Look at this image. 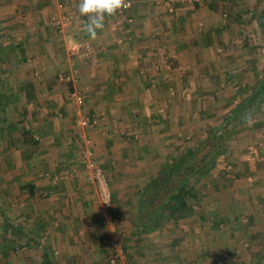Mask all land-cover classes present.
<instances>
[{
  "label": "crops",
  "instance_id": "0c3cea01",
  "mask_svg": "<svg viewBox=\"0 0 264 264\" xmlns=\"http://www.w3.org/2000/svg\"><path fill=\"white\" fill-rule=\"evenodd\" d=\"M131 2L132 7L126 9L128 13L112 17L111 24L116 23L117 28L98 30L96 39L86 36L93 44L89 46L85 41L90 48L82 47L80 54H74L70 50L71 53L60 51L56 44L57 32L50 10L54 0H0L1 112V104L6 103L0 117V148L3 151L0 153V184L3 189L0 190L6 200V207H0V214L6 216H3L5 221L0 227L3 230L15 226L21 234H27L28 230L33 233H41L43 229L51 230L49 233L57 230L60 235L56 238L52 234L49 241H43V238L29 232L32 238L18 240L24 247L18 253L7 248L9 244L17 245L18 241L0 242V264H43V246H48L51 251L53 264H59L62 249L67 263L77 260L89 264L92 257L99 261L98 247L102 249L104 246L107 250L109 241L104 239L103 231L109 229L113 234V226L120 228L113 215L127 211L124 205L118 208L119 196L126 204L127 199L136 198L138 187L134 184L140 180L144 182L158 169H154L152 158L148 169L142 168L145 165L143 161H146L145 153L137 155L136 163H133L139 165L137 169L131 167L130 160H125V163L113 158L110 154L115 147L113 141H116L109 133L111 125L103 126L102 122L98 128L90 125L85 134L91 139L95 152L100 150L97 151L102 157L100 164L110 174L111 204L104 209L97 186L87 179L81 147L83 137L78 133L75 104L70 97L73 88L82 90L86 100L83 112L91 118H122L127 112L128 117L133 113L137 118L138 104L146 102L150 108L156 105L159 97L154 98L151 89L154 91L157 81L164 78L169 81V77H164L165 73L169 76L171 69L177 70V76L186 81L190 69L199 68L197 62L201 61L212 42L205 40L203 45L196 46L187 41V45L183 43L184 35H187L183 33L185 25L178 22L177 26L169 25L172 27L170 31L164 25L160 29L154 18H161V15L153 14L146 7L148 0ZM194 2L198 7L203 5L210 14L209 0ZM82 17L85 22L87 17ZM110 18L105 17L104 27L109 28ZM210 32L211 29L207 28L200 34L206 37ZM93 45L96 51H93ZM85 51L90 54L96 52L92 55L93 61L84 58ZM229 66L227 68L232 67ZM73 73L78 76L76 83H67L60 78ZM187 80L194 81V78ZM137 81L144 82L145 86L140 89ZM135 94L140 97L138 101ZM131 97L133 101L130 102ZM129 104L133 107L130 108L132 105ZM23 119L38 142L36 146L20 140L23 137L19 135L25 131L19 124ZM162 129L155 133L160 134ZM122 139L126 146L128 142ZM116 183L132 184V188H124L135 190V194L119 189ZM15 205L16 208L11 207ZM115 209L118 210L113 213ZM13 213L17 217L15 225L7 222V219L13 222ZM167 227L153 237H147V240L160 246L169 236L166 235ZM35 245L41 247L38 255L24 252L28 246ZM69 250L75 257L69 256Z\"/></svg>",
  "mask_w": 264,
  "mask_h": 264
},
{
  "label": "rangeland",
  "instance_id": "374dc122",
  "mask_svg": "<svg viewBox=\"0 0 264 264\" xmlns=\"http://www.w3.org/2000/svg\"><path fill=\"white\" fill-rule=\"evenodd\" d=\"M131 1L126 0L129 4L127 8L132 7ZM194 1L148 0L147 2L146 7L150 8L153 14H160L163 18L162 20L157 16L156 19L154 18L159 28L164 25L171 30L172 27L169 25L177 26L179 22L185 25L183 33H187L184 35L183 43L191 41L190 45L193 42L196 46L203 45L205 40L207 43H212L201 61L197 62L199 68L190 69L187 75L188 79L194 78V81H189L187 78L186 81H182L176 74L177 70L172 69L169 76L164 74V77H169V81L165 78L163 81H157L154 91L153 88L151 89L154 98L159 97L153 108H150L146 102L141 103L142 105L138 104L137 118H134L133 113L128 117V112L124 117L121 116L122 118L114 116L108 120L101 118L99 120L96 116V123H92L96 128L99 127L100 122L103 126L111 125L109 133L116 143L113 141L112 145L115 147L110 148L112 149L110 155L119 161L127 163L125 160H130L129 163L133 164L136 163L137 155L145 153L146 161H143L145 164L142 166L143 169H148L152 159L155 161V170L162 164L170 162L174 156L199 143L213 124L221 122L225 113L230 112L247 96V92L251 91L250 84L258 75H262L264 37L258 25V12L256 13L262 0H231V2L209 0L211 5L208 11L211 15L204 10L203 5L198 7ZM228 1L230 8L226 10ZM78 4L79 0H54V4L51 5L52 16L65 19L61 32L55 28L57 32L55 41L60 51L69 52L71 42L76 36L84 42H89V46L93 44L87 40L88 35L81 31L84 21L78 11ZM127 8L113 16L128 13ZM113 16L107 24L109 28L104 27L108 31L118 27L116 23L111 24ZM207 28H210L211 32L204 37L200 32ZM82 47L87 50L90 48L86 43ZM212 49L214 51H211ZM93 51H96L95 47ZM85 53L84 58L93 61L92 55L94 56L96 52L90 54L85 51ZM137 83L140 89L145 86L142 81ZM151 91L148 90L153 98ZM134 96L137 97V101L140 99L139 95ZM133 97L130 102L133 101ZM129 105H132L130 108L133 107V104ZM159 109L163 111L160 112ZM95 127L92 128L93 131ZM159 128L163 129L157 135L155 132ZM122 138L128 142L126 146L123 145ZM91 147L95 152L94 145ZM97 151L98 149L95 152L96 159L101 162L102 157L98 155L100 150ZM2 152L0 148V153ZM219 160L211 175L202 178L196 184L201 202L194 205L195 213L187 215L177 223L169 221L166 231V235L169 236L165 244L162 240L161 244L157 242L160 246L152 244V240H147V237L136 238L132 234L133 225L138 217L136 210L142 180L134 184L137 185L136 188L138 187L136 198L127 199L126 204L122 196L121 199L119 196L118 208L124 205L127 211L116 212L113 215L115 223L120 228L113 226L115 230L112 231L113 234L109 229L103 231L105 235L103 237L108 240L119 237L123 241L127 255L124 264H264V109L261 114L252 117L246 125L240 126L238 133L229 143L226 158L222 156ZM160 162L161 165H157ZM138 166L131 165L134 169ZM106 174L110 179V174L108 172ZM127 174L130 175L128 171ZM116 185L125 192L135 194V190L124 188L126 186L132 188V184L116 183ZM0 189H3L1 184ZM1 193L0 190V207L5 208L6 200ZM109 206L103 207L106 209ZM11 207L16 208V205ZM15 216L14 213L11 216L14 225L17 222ZM3 220L4 217L0 214V224ZM10 227L11 229H1L0 242L9 244V240L17 242L23 237L30 238L32 234L39 239L43 238V241H49L52 234L56 238L60 237L57 230H52L51 233L48 229H43L41 233L28 230L27 234H21L15 226ZM91 247L94 250L100 249L97 252L99 261L96 257H92L93 263L90 261L89 264H109L106 259L109 253L108 244L107 250L104 246L102 249L100 246L98 248L89 246L90 249ZM7 248L10 252L18 253L24 247L18 241L17 245L9 244ZM24 252L38 255L41 247L28 246ZM71 252L72 250H69V256L75 257L71 256L73 254ZM59 253L61 256L58 258L59 264L80 263L77 260L64 262L63 249Z\"/></svg>",
  "mask_w": 264,
  "mask_h": 264
},
{
  "label": "trees",
  "instance_id": "16d2710c",
  "mask_svg": "<svg viewBox=\"0 0 264 264\" xmlns=\"http://www.w3.org/2000/svg\"><path fill=\"white\" fill-rule=\"evenodd\" d=\"M261 2L260 8H256V13L258 12V25L264 37V0ZM226 8H230L229 1ZM250 87L251 91L247 92V96L230 112L225 113L221 122L213 124L199 143L174 156L170 162L162 164L156 172L145 178L140 186L138 217L132 230L136 238L151 235L153 237L162 231L169 221L177 223L187 215L195 213L194 205L201 202L196 189L197 182L211 175L222 156L226 158L229 143L238 133L240 126L249 122H245L244 116L248 114L251 119L261 114L264 109V67L262 75H258ZM1 107L4 112L6 103L3 102ZM3 112L0 110V117ZM26 122L25 119L19 121L25 130L19 135L23 137L20 140L36 146L38 142L33 138ZM7 222L13 223L9 219ZM50 254L49 248L43 246V264H53Z\"/></svg>",
  "mask_w": 264,
  "mask_h": 264
},
{
  "label": "built area",
  "instance_id": "2783aa9c",
  "mask_svg": "<svg viewBox=\"0 0 264 264\" xmlns=\"http://www.w3.org/2000/svg\"><path fill=\"white\" fill-rule=\"evenodd\" d=\"M64 20L65 19L53 18L52 22L56 29L62 31V28L65 25ZM84 43L85 42L83 39L77 37L73 42H71L70 51L74 54H80L81 48ZM60 78L67 83H76L78 76L73 73L61 75ZM70 97L75 104L76 126L78 129V133L84 139L81 147L87 179L90 183L97 186L100 201L104 205L109 206L111 204L110 182L105 169L96 159L95 152L90 145L92 143L91 139L85 134L86 129L92 123H96L97 119L96 117L91 118L83 112L86 100L82 90L76 87L73 88L72 91H70ZM108 248L109 253L107 260L109 264H124L126 262V250L123 241L119 239V237L111 238L108 242Z\"/></svg>",
  "mask_w": 264,
  "mask_h": 264
},
{
  "label": "clouds",
  "instance_id": "9594fccd",
  "mask_svg": "<svg viewBox=\"0 0 264 264\" xmlns=\"http://www.w3.org/2000/svg\"><path fill=\"white\" fill-rule=\"evenodd\" d=\"M127 7L126 0H79L78 11L81 16L87 17L81 31L91 39H96L98 30L104 28L105 17L113 16ZM244 120L248 122L250 116L246 114Z\"/></svg>",
  "mask_w": 264,
  "mask_h": 264
}]
</instances>
